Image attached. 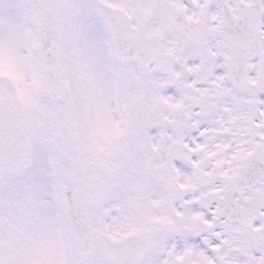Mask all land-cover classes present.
Instances as JSON below:
<instances>
[{
    "label": "clouds",
    "instance_id": "9594fccd",
    "mask_svg": "<svg viewBox=\"0 0 264 264\" xmlns=\"http://www.w3.org/2000/svg\"><path fill=\"white\" fill-rule=\"evenodd\" d=\"M0 264H264V0H0Z\"/></svg>",
    "mask_w": 264,
    "mask_h": 264
}]
</instances>
